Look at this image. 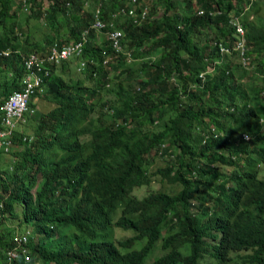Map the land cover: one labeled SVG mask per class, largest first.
<instances>
[{"label":"trees","instance_id":"trees-1","mask_svg":"<svg viewBox=\"0 0 264 264\" xmlns=\"http://www.w3.org/2000/svg\"><path fill=\"white\" fill-rule=\"evenodd\" d=\"M12 1L0 0V127L3 105L22 87L20 53L39 49L8 29ZM42 1L24 4L35 10L33 16L46 15L53 36L60 37L59 18L65 26L71 24L68 35L62 34L69 40L91 29L85 47L88 62L84 77L75 82L58 76L44 80L29 108L34 110L33 100L40 94L55 107L26 115L31 132L16 130L11 151L0 157V264H101L97 233L101 238L118 209L117 225L139 229L141 237H156L165 229L163 250L168 252L152 264H208L200 263L204 254L211 258L209 264H264V178L259 177L264 166V129L259 124L264 85L245 87L233 69L264 82V16L258 0L140 3L156 19L139 26L128 14L130 0H96V5L92 0H46V9L39 5ZM97 6L107 24L99 31L91 28ZM118 9L126 14L111 21ZM250 15L255 18L249 20ZM233 18L241 21L246 54L261 65V74L239 64ZM115 30L122 32L131 60L120 54L109 64L120 70L109 88L108 70L101 65L107 40L101 45L95 37ZM219 41L231 51L215 64L221 58ZM8 50L14 52L1 54ZM105 92L112 101H103ZM255 102L259 104L251 106ZM243 133L253 136L250 143L243 142ZM154 160L164 164L152 168ZM152 181L157 189L150 190ZM142 186L144 196L132 194ZM223 209L232 213L220 222L231 246L213 248L215 237L208 228ZM175 216L171 233L165 224ZM9 219H15V226L7 224ZM27 228L32 232L29 241L19 246L14 232ZM218 243L227 245L225 240ZM180 247L188 253H180ZM15 248L20 253L12 258ZM22 249L30 251V262ZM146 250L131 252L126 264H146Z\"/></svg>","mask_w":264,"mask_h":264},{"label":"clouds","instance_id":"clouds-1","mask_svg":"<svg viewBox=\"0 0 264 264\" xmlns=\"http://www.w3.org/2000/svg\"><path fill=\"white\" fill-rule=\"evenodd\" d=\"M97 9H99V11H100V14H99V18H100L101 9L99 6H97L92 12L93 13V22L91 25H93L95 22L94 14H95V11ZM12 10H13L12 12H7V16H9V17L15 16L16 10L13 7H12ZM120 10L118 9L115 12L111 13V18L113 16V14L117 13ZM34 11H35L34 9L30 8V13L32 15H33ZM120 15H124V14H120ZM120 15H118L117 17H119ZM37 16H39V15H36V14L34 15V17H37ZM158 17H160V16H158ZM11 19H13V17ZM235 19H237V18H233V20H235ZM33 20L37 21L35 18H33ZM100 20H101V18H100ZM237 20L241 24V21L239 19H237ZM111 21H113V18L111 19ZM46 23H47V26L49 27L47 20H46ZM84 31H88V35H86L87 36L86 42L83 45L82 52L79 55L71 54L68 58H65V59L63 58V59L59 60L58 62H54V61L49 60L48 55H49L51 47H53L54 45H57L59 48H61L64 46H68L71 43L78 42L81 40L80 37ZM84 31L81 33L78 40H73V39L69 40V36H62L60 34H59L60 37H57V35H56V36H52L51 38H48V36H46V37L42 38V40L45 42L44 45H40L39 43H36V44H38V47H39L38 50L20 53L21 58H22V66L24 67V74H23L22 79H21L22 87L18 91H24L26 89L27 80H29L31 82L38 80V84L33 85V87L31 88L32 92L30 93V97H29V101L27 104L26 111H24L22 113L20 118H13L12 119V122L14 123L13 126L9 125L6 121L7 112L5 111L4 107H5L8 100L3 105L2 111H4V117L2 120V127H0V157L5 156L4 153H9L11 151L10 146L12 145V136L16 130H19V127L21 128V126H24L25 124H27L26 115H29L31 117L34 115V111L42 112V111H39L37 108H34V110L30 109L29 108V102L31 101V98H32V96H34V93L36 91H38V93H40L42 91L43 84H45L44 80L45 79L50 80L52 76H58V77L63 78L62 74L64 73V71L69 70L70 66H71V68L75 67V70L79 74H81L82 70H84V68L86 67L87 62H88V57H86L88 55V53L85 52V47L89 43V33H90L91 29L89 28V29H86ZM115 31L121 32L119 30H115ZM109 32H111V31L101 32V33H105V36L102 37L104 39L97 36V37H95V40H96L95 43H99L102 45V42L104 40H107V48L103 49V51H102L103 60H102L101 65L103 66L104 69L108 70V75L106 78H108V79L110 78V80H111L114 76H111L110 72L114 71L116 73H119L120 70L118 68L117 69H111L109 67V64L111 62H113L115 59L119 58L120 54L126 55L128 62H130V60H131L130 52L131 51L128 50L123 45V43L121 42V37H123L122 32H121V35L119 37L120 50L116 51L113 48V46L111 45V41L107 38V34ZM97 33H100V32H97ZM244 34H245L244 28H243L242 34L237 33L235 30V35L237 36V41L235 44V50L237 51L236 56L237 55L239 56L238 61L240 60V62L248 64L249 66H255V65L258 66L257 61L250 62V57L246 54L247 47L245 46ZM218 46L220 47L219 50L221 53V58L219 60L215 61L214 62L215 64H217L218 61L220 64L221 60L223 58H225L224 55L229 54L231 51L229 45H227V43L224 44L223 41H219ZM13 52L14 51H12V50L11 51L8 50V51H3L1 54L3 56H8L10 53H13ZM16 53H18V52H16ZM33 55H36L43 62L40 69H38L35 66L28 67V64H27L28 60ZM106 59H108V60H106ZM92 63H94V61ZM64 64H68L69 68L63 67ZM239 64L243 67V65L241 63H239ZM209 69H213V66L209 67ZM57 71L60 73H57ZM248 71L251 72V70H248ZM254 72H256V70ZM93 75L95 76V73ZM200 76L203 77L204 76L203 73H201ZM107 87H111L110 83H107ZM38 98H41V94H40V96H38L35 99H38ZM42 99H44V98H42ZM46 99L50 102V99L48 97ZM258 104H259V102H258ZM54 107H55L54 103L53 104L50 103L49 109L45 112H42V113H46L49 110L53 109ZM259 124L264 129V115L260 116ZM26 128L27 127H25V129ZM19 132L23 133V131H19ZM241 137H242L243 142H245L247 144L250 143L251 139H253V136L246 134V133H243L241 135ZM24 139H25V137H24ZM12 153H13V150H12ZM238 155L240 156V154H238ZM11 158H12V156H11ZM262 168H264V166L260 165V174L262 172ZM260 174H259V177H260ZM260 178H263V177H260ZM230 211H231L230 209H223L217 215H215L211 218V224H210L208 230H210L212 232V235L215 237V240L210 241L213 248H226L228 246H231L229 243L228 236L226 235V233L224 232V230L222 229V227L220 225L221 220L228 219L229 216L232 214ZM195 212H200V211L196 210ZM117 221H118V218L113 217V219H111L110 223L105 225V229H104V232H103V235L101 238L99 237L101 235V233L100 232H99V234L97 233V239H96L95 244H96L97 250L100 251L99 255H100L101 264H126V262L128 260L130 261L131 252L137 251V252L141 253L144 248H147L146 255L144 257V262L146 264H152L156 259L160 258L161 256H163L165 253L168 252V250L167 251L163 250V239L168 237V235L165 232V229L158 231L156 237H154V235H153V236L149 237V239H148V238H144V237L140 236L139 229H131L130 227L129 228H123L120 225H117ZM177 221H178V219L176 218V216L172 217L169 221L166 222L165 228H168L172 233L174 231L176 225H177ZM57 224L58 223H55V225H57ZM58 226H60V229L63 230L61 225H58ZM194 226L201 230V228L199 226H196L195 224H194ZM117 230L125 231L126 232L125 237L121 238L118 235ZM71 233H68L69 237L71 236ZM171 233H170V235H171ZM31 234H32V232L29 231V228L22 229V230L18 229L14 232L13 238H14V241L17 244H19V246H21L27 240L29 241ZM65 234H66V232H65ZM83 239L89 240L85 237H83ZM218 240H225L227 245H220L218 243ZM18 250L19 249H17V248H15L14 250H11L10 251V257H12V258L17 257L18 254L20 253V252H18ZM178 251L180 253H188V249L186 247H180V249ZM21 254L23 255L24 260L26 262H30V260L32 258L30 251L28 252V250L22 249ZM138 256H140V254ZM204 256H205V254L201 257L200 263L205 262V263L209 264L211 262V258L209 256H205V258H204ZM34 264H42V263L38 261V262H34ZM49 264H53V263H49Z\"/></svg>","mask_w":264,"mask_h":264},{"label":"rangeland","instance_id":"rangeland-1","mask_svg":"<svg viewBox=\"0 0 264 264\" xmlns=\"http://www.w3.org/2000/svg\"><path fill=\"white\" fill-rule=\"evenodd\" d=\"M256 1V0H255ZM90 3V1H89ZM88 3V4H89ZM92 3L95 4L96 0H92ZM140 3H146V5L149 7V5H152L154 3V0H140L139 3L136 4V7L140 4ZM259 8L261 7V10L259 12L260 15L264 16V0H258L257 1ZM39 5L42 6V8L46 9L47 8V3L46 0L42 1V3ZM96 5V4H95ZM12 7L16 10L15 12V16L13 17V19H9L6 22V25L8 27V29H13L15 34L18 35L20 37V41L24 42L25 40H27L29 42V45L34 44V43H39L40 45H44L45 42L42 40V38L48 36V38H51L53 36V31L51 29H49V27L47 26L46 23V16H43L41 13L39 16L34 17L31 13H30V7L29 6H25L24 5V0H14L12 1ZM95 7V6H94ZM11 8V7H10ZM196 9V7H195ZM12 8H11V12H12ZM163 12H158V15H161ZM33 18H35L37 21L33 20ZM255 18L254 15H250L249 16V20ZM59 20V28L61 29L60 35L65 34L68 35V26H65L66 21H63L61 18L58 19ZM68 24V23H66ZM0 26V39L4 38V34L1 30ZM28 35H30L28 37ZM27 38V39H26ZM104 39V38H102ZM244 69L246 71L251 70V71H255L258 73H262V69H261V65H255V66H249L248 64H245L243 62H240ZM238 63L235 62L234 65H237ZM137 66V65H136ZM240 66V65H239ZM234 77L237 80H240L242 82H244L243 84L245 85V87H253L254 85H256V87H258V89H262V86L264 85V82L258 78L257 80H255L253 77H248L245 76L244 73H241V76L238 75L240 72V68L234 67ZM242 69V68H241ZM57 73H60L57 71ZM242 74L244 76H242ZM111 76H114L111 81H110V85H113V83L117 80L118 76L116 72H110ZM62 79L66 80V81H70V82H75L76 78H81L84 77V75L77 73V71L73 68H70L69 70L64 71V73L62 74ZM89 81H87L88 83ZM110 88V87H109ZM110 92V91H109ZM109 92H105L103 94V101H112L110 100L111 98V94ZM33 103H35V108H37L39 111L45 112L49 109L50 107V102L47 99H42V98H38L35 99L33 101ZM41 103V104H40ZM256 104H258L257 102L251 104V106H255ZM98 109V107L96 108ZM93 118L96 119L97 115L93 114ZM162 123L158 124L161 125ZM25 127H28L27 130H25ZM19 131H23L30 133L31 132V128L25 124L24 126H21V128L19 127ZM172 160H174L173 158H171ZM169 158H165V162L167 161H171L172 160ZM163 160L157 161L154 160V162L152 163V168H154V166L158 163V164H164ZM6 165V164H5ZM48 175V171H44L43 172V176L42 179L44 180ZM260 177L264 178V168H262V172L260 174ZM42 183V180L40 179L39 184L37 186V188H34V192L36 191L35 189H39L40 188V184ZM158 188V184L155 181L151 182V188L152 189H157ZM147 193V190L145 189V186H142V188H140L139 190H135L132 191V194L136 195L137 197H142L144 196V194ZM121 214V210H117L115 213V218H118V216ZM15 219H9L7 221L8 225H12L15 226ZM64 230L66 233H71V229L69 227H64ZM118 235L122 238L125 237L126 232L123 230H117ZM42 263V262H41ZM43 264V263H42Z\"/></svg>","mask_w":264,"mask_h":264},{"label":"built area","instance_id":"built-area-1","mask_svg":"<svg viewBox=\"0 0 264 264\" xmlns=\"http://www.w3.org/2000/svg\"><path fill=\"white\" fill-rule=\"evenodd\" d=\"M129 3H132L133 6L132 8L128 11V14L132 18V23L135 24L136 26L141 25L142 23H146L147 21H152L153 19H156V16H148V10L147 7L144 6L143 8L140 6V4L137 6V9L139 12L135 11L134 6L136 5V0H130ZM145 5V3L143 4ZM203 12L200 11L199 14H202ZM100 11L97 9L95 11L94 17H95V22L92 25V29H95L96 31H99L100 29H103L107 26L106 23L102 22L99 18ZM120 14H126L124 12V9H121L117 13L113 14L112 18H116ZM160 15H157V17ZM233 24L235 26V30L237 33L242 34L243 33V28L242 25L238 22L237 19L233 20ZM109 26H112L110 24ZM88 35V31H84L80 37V41L71 43L68 46H64L59 48L57 45H54L51 47L50 52H49V60L58 62L61 59L68 58L71 54H76L79 55L82 52L83 45L86 42V38ZM121 35V32L113 31L109 32L107 34V38L111 41V45L116 51L120 50V44H119V37ZM108 60V59H106ZM106 62V61H105ZM41 59H39L36 55H33L29 58L28 60V67L35 66L38 69H40L42 65ZM38 80H35L34 82H31L27 80V87L24 91H14L11 96L9 97V100L7 101L4 109L7 112V118L6 121L9 125L13 126L12 119L13 118H20L22 113L26 111L27 109V104L29 101L30 93L32 92V87L33 85H37Z\"/></svg>","mask_w":264,"mask_h":264}]
</instances>
